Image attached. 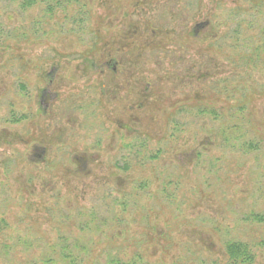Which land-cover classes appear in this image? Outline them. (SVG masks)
<instances>
[{
    "label": "rangeland",
    "instance_id": "rangeland-1",
    "mask_svg": "<svg viewBox=\"0 0 264 264\" xmlns=\"http://www.w3.org/2000/svg\"><path fill=\"white\" fill-rule=\"evenodd\" d=\"M20 1L0 0V264L64 240L85 264H231L228 239L264 264L244 219L264 213V0ZM134 22L163 32L131 56Z\"/></svg>",
    "mask_w": 264,
    "mask_h": 264
},
{
    "label": "trees",
    "instance_id": "trees-1",
    "mask_svg": "<svg viewBox=\"0 0 264 264\" xmlns=\"http://www.w3.org/2000/svg\"><path fill=\"white\" fill-rule=\"evenodd\" d=\"M38 1L41 3H45L48 12H53L57 7L64 8L65 6L71 3L79 2V0H21L20 4L23 6L31 7ZM143 29H145V32L143 31ZM173 29L174 28H172L171 30ZM158 30L161 33L163 32V28L160 26L157 27L154 23L152 25H146L141 27L137 22H134L130 25L129 30L126 31L125 34L127 35L133 33L137 35V37L140 36L142 37L143 35H148V36L144 39L143 43L139 45H131V44L125 45V43H123L122 45L124 46L125 50H132L131 53L132 56L134 52H137L142 48H146L152 45L148 43L154 40V37H156V32ZM135 37L136 36L124 37V38L134 39ZM169 40H171L172 42L173 40L172 37H169ZM248 57L250 56H246V59H248ZM129 62L132 63L131 61ZM112 73L113 75L111 77V80L109 81L110 86L113 85L117 87L119 83H117L115 79L116 68H113V70L110 71V74ZM227 138L228 137L225 136L224 141H227ZM238 143H239V147L246 151H253L260 149V142L255 139L242 140L240 137V139H238ZM232 145L234 146V144ZM244 219L255 223H264V213L257 211H250L249 213H247ZM224 244H225L224 245L225 252L229 257L231 264H255L256 255L252 246L248 242L237 239H228L224 242ZM70 245L72 244L69 243L67 240H64V242L60 245L61 248L58 249L59 255L57 257L53 255H48L44 257L43 264H85L84 257H81L82 255H80L76 251L77 244L74 245V248ZM96 264H150V263L145 261L141 256L134 255L129 259H122L117 256L109 257L103 263H96Z\"/></svg>",
    "mask_w": 264,
    "mask_h": 264
}]
</instances>
